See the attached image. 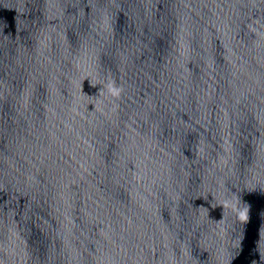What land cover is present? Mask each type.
I'll use <instances>...</instances> for the list:
<instances>
[{
  "label": "water",
  "instance_id": "obj_1",
  "mask_svg": "<svg viewBox=\"0 0 264 264\" xmlns=\"http://www.w3.org/2000/svg\"><path fill=\"white\" fill-rule=\"evenodd\" d=\"M0 264H264V0H0Z\"/></svg>",
  "mask_w": 264,
  "mask_h": 264
}]
</instances>
